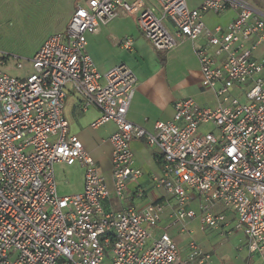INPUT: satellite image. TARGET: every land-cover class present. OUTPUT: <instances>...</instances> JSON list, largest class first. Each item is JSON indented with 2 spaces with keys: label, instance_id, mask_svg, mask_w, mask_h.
<instances>
[{
  "label": "built area",
  "instance_id": "1",
  "mask_svg": "<svg viewBox=\"0 0 264 264\" xmlns=\"http://www.w3.org/2000/svg\"><path fill=\"white\" fill-rule=\"evenodd\" d=\"M85 0L71 11L63 31L49 33L33 52L31 70L12 76L0 70V264H211L210 255L190 239L183 256L169 234L196 216L188 207L199 199L201 229L227 223L244 236L247 257L264 264V13L248 0ZM235 11L225 25L207 27L206 12ZM120 11L135 17L141 35L157 50L172 49L203 34L195 48L200 86L216 97L214 106L191 96L173 101L172 116L153 131L134 125L127 110L136 76L123 63L100 73L85 50L86 35ZM130 49L132 39H118ZM221 59H217L218 56ZM21 67L22 63L17 62ZM242 89L245 100L238 99ZM70 87L79 109L95 106V129L114 124L110 180L98 170L80 138L70 133L63 108ZM142 137L159 151L154 184L174 198L171 221L147 244L164 204L142 209L106 206L125 198L141 171L129 145ZM77 163L83 169L78 192L59 194L54 165ZM140 194V192H138ZM220 202L223 210L215 211Z\"/></svg>",
  "mask_w": 264,
  "mask_h": 264
},
{
  "label": "crops",
  "instance_id": "2",
  "mask_svg": "<svg viewBox=\"0 0 264 264\" xmlns=\"http://www.w3.org/2000/svg\"><path fill=\"white\" fill-rule=\"evenodd\" d=\"M145 1L150 5L154 3L153 0ZM187 1L192 7L196 6L200 0ZM77 4H79L78 1L72 0L68 15L55 31H60L58 30L60 27L65 28L68 17ZM256 7L264 13V6ZM234 15L235 11L230 8L218 13L206 12L203 15V21L210 28L215 25L225 26ZM124 36H130L132 39L130 49L123 47L118 40ZM204 42L205 37L201 34L194 41L186 40L172 49L157 50L141 35L135 17L120 11L109 23L86 35L85 50L100 73L119 63H123L132 69L136 76V90L127 110V118L134 125L150 132L153 131L156 121L166 120L172 116V104L178 98L191 96L197 103L206 106H212L214 102L216 103L213 91L203 89L200 86L199 63L195 48ZM263 54L264 42L258 45L254 51V56L260 57ZM221 58V55L217 57L218 60ZM66 92L64 107L68 101V96L74 97L67 103L68 110L74 119L73 122L69 121L63 108L64 116L68 121L69 132L80 138L84 148L94 158L99 172L109 181L111 145L108 136L114 130V124L106 122L92 129L89 124L98 116L99 109L95 106H88L85 111H81L79 109L80 97L70 87H66ZM129 145L134 153V165L140 169L141 174L137 184L129 183L127 185L125 198L119 200L111 197L106 202V206L114 209L126 206L142 209L150 202L163 203L164 210L156 225L163 230V227L172 219L175 203L174 198L166 195L153 181V177L160 174L159 151L154 146L148 145L142 137H132ZM82 185L83 173L78 177L77 186L72 193L80 191ZM190 194L191 201L188 203V207L196 211V216L187 222L188 227L199 225L200 222L199 199L195 193L191 192ZM214 210H223V205L220 202L216 203ZM225 212L227 223L222 224L217 228L218 230L215 229L219 233L221 231L230 232V229H234V214L230 210H225ZM180 232L182 231H180L178 223L169 228V234L175 243L178 242ZM197 242L204 251L209 253L211 264H227L226 262H216L212 250L205 245L203 240L197 238ZM244 248L246 249V245L242 235V239L235 250L243 251ZM178 249L183 256L186 255V246L184 248L180 246ZM243 261L245 264H251L253 258L249 259L246 253Z\"/></svg>",
  "mask_w": 264,
  "mask_h": 264
},
{
  "label": "rangeland",
  "instance_id": "3",
  "mask_svg": "<svg viewBox=\"0 0 264 264\" xmlns=\"http://www.w3.org/2000/svg\"><path fill=\"white\" fill-rule=\"evenodd\" d=\"M84 5L85 0H76ZM254 7L264 6V0H248ZM72 0H0V70L12 75L23 76L31 70L30 59L33 52L38 48L41 41L49 33L61 26L62 20L68 15L71 9ZM188 2V1H187ZM257 8V7H256ZM58 30L63 31L64 27ZM22 66L18 67L17 62ZM245 87L236 90L238 99L245 100L243 90ZM73 96H68L64 112L69 121L73 118L67 107L69 100ZM216 100V97H214ZM215 105V102L212 106ZM57 191L59 194H70L77 186L78 177L83 173V169L78 164L56 163L54 165ZM175 203V201H174ZM157 226L150 229L151 236L147 244H151L153 238L158 236L162 230ZM186 231L180 232L178 247L184 248L188 240H203L205 245L212 250L216 262H226L227 264H245L243 258L246 249L236 251L235 247L242 239V233L238 229H230V232H217L215 229H201L199 225H186ZM218 230V229H217ZM245 252V253H244ZM244 253V254H243ZM251 264H259L256 255Z\"/></svg>",
  "mask_w": 264,
  "mask_h": 264
}]
</instances>
